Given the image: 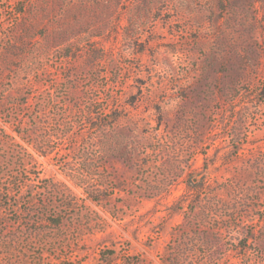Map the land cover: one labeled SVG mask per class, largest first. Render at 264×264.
<instances>
[{
    "label": "rangeland",
    "instance_id": "rangeland-1",
    "mask_svg": "<svg viewBox=\"0 0 264 264\" xmlns=\"http://www.w3.org/2000/svg\"><path fill=\"white\" fill-rule=\"evenodd\" d=\"M0 264H264V0H0Z\"/></svg>",
    "mask_w": 264,
    "mask_h": 264
}]
</instances>
